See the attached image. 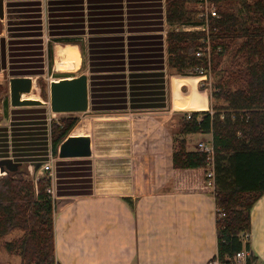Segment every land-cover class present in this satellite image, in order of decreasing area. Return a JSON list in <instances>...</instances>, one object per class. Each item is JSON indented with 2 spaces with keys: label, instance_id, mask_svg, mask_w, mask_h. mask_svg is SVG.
<instances>
[{
  "label": "crops",
  "instance_id": "crops-1",
  "mask_svg": "<svg viewBox=\"0 0 264 264\" xmlns=\"http://www.w3.org/2000/svg\"><path fill=\"white\" fill-rule=\"evenodd\" d=\"M90 1L46 0L45 26L40 0H3L0 83L8 82L9 97L1 108L0 159L12 158L30 170L34 167L35 179L48 173L41 166L52 161L55 254L61 264H207L218 250L217 204L205 188L204 169L173 166L174 134L169 129L181 113L176 109L186 108L174 105L183 88L190 87L189 81L196 88L202 77L172 74L168 78L164 0H92V10ZM101 5L107 7L101 11ZM101 15L105 19L99 20ZM123 17L127 20L121 21ZM100 22L113 31L93 32ZM157 34L162 35L161 54L151 50L158 43L150 37L145 38L150 50L141 44L140 52L132 54L127 37ZM85 35L90 108L78 121L84 123L83 131L71 134L88 135L91 154L61 157L52 153L55 113L50 104L42 100L43 104L13 106L10 79L30 76L34 83L45 73L46 55L57 60V66L58 45L77 51L79 63L74 68H80L77 39ZM105 35L125 37L124 70L93 69L102 62L101 58L95 65L92 61L90 37ZM142 52L150 53L141 59ZM133 60H142L139 69H131ZM66 77L74 76L54 80ZM131 77L137 79L133 92ZM199 91L200 95L192 96L195 104L202 105L197 109L210 110L208 92ZM191 135L184 137L188 150L197 145L191 144ZM250 243L257 263L264 264V194L251 210Z\"/></svg>",
  "mask_w": 264,
  "mask_h": 264
},
{
  "label": "trees",
  "instance_id": "trees-1",
  "mask_svg": "<svg viewBox=\"0 0 264 264\" xmlns=\"http://www.w3.org/2000/svg\"><path fill=\"white\" fill-rule=\"evenodd\" d=\"M215 1L219 17L210 18L209 24L211 76L216 77L212 98L223 100L226 106L217 108L212 104V112L192 111L190 118L187 113L182 115L174 133L173 166L204 169L206 173V154L199 149L188 150L184 137L197 132L212 135L215 149L214 197L218 208V250L213 258L231 263L237 252L247 249L250 251L248 264H258L251 249L250 232L251 210L264 194V0ZM197 2L199 0H165L167 23L179 26L200 24L202 21L193 20L195 9L190 7ZM88 5L91 10L94 8L92 0ZM106 7L99 6L100 10ZM139 9L135 10L139 12ZM101 19L105 18L101 15ZM120 19L127 20L126 17ZM94 30L98 33L113 31L111 26L102 22L98 26L95 24ZM204 36L203 31L168 30V67L177 73L188 74L191 71L192 75H199L196 68L208 64L207 57L196 56ZM149 37L156 38L158 43L151 50L161 54L163 42L160 34L127 37L132 54L140 52L141 44L150 50L145 41ZM124 39L122 35L90 37L92 61L95 65L101 58L102 62L101 67L93 66V69L124 70L125 63L121 59ZM149 53L142 52L141 59H146ZM227 58L229 62L222 68ZM142 64V60H133L130 67L136 70ZM130 81L133 92L137 79L131 77ZM3 92L4 87L0 84V100ZM2 119L0 110V122ZM78 121V117H73L52 122L54 155ZM27 175V166L21 165L16 171H8L0 177V250L20 255L22 264H61L55 254V203L48 192L51 179L48 173L37 180ZM125 199L131 202V198ZM220 212L225 215L219 216ZM14 231L19 232L17 236L5 240Z\"/></svg>",
  "mask_w": 264,
  "mask_h": 264
},
{
  "label": "rangeland",
  "instance_id": "rangeland-1",
  "mask_svg": "<svg viewBox=\"0 0 264 264\" xmlns=\"http://www.w3.org/2000/svg\"><path fill=\"white\" fill-rule=\"evenodd\" d=\"M40 3L42 4V6H40V9L42 10L41 14L43 16V21H44V24L45 26L48 24V10H47V4H46V0H40ZM160 4H162V2L160 1L159 2ZM164 7H165V0H164ZM190 7L191 8H194L195 11H194V15H192L193 17V20H199V17H198V11L200 10V2H197L196 4H190ZM197 11V13H196ZM165 13H166V7H165ZM196 13V15H195ZM168 24V23H167ZM196 25H193V24H188V25H167V28L168 30H180V29H183V30H186V28L188 27H194L192 28L191 30H187V31H199V30H196L195 28ZM46 28V27H45ZM2 29V21L0 19V31ZM168 33V31H167ZM45 43L47 45V41L50 39L49 38V35L47 34V32L45 33ZM87 35L83 36V37H79L77 39V41L80 43V46H81V49H79L80 51V55H81V64H80V68L78 69H75V68H68V69H60V67L62 65H68V64H74L75 67L78 65L79 63V58H78V53L75 49H72L71 46H63V45H58L57 46V57L59 59L58 63H57V66H56V62L52 61L51 58L49 59L48 56L46 55L45 57V65H46V68H45V73L43 75H40V76H37L35 77V80H34V83H33V89L32 91L28 94L30 97L32 98H37V99H40V100H45L47 101L49 104H50V82L54 79H57L59 77H63V76H78L82 73H85L87 75L90 74V71H89V59H88V53H87ZM75 40V39H74ZM73 40V41H74ZM49 42V41H48ZM83 47V49H82ZM83 50V51H82ZM229 62V58H227L222 66V68H224ZM67 70V71H66ZM167 72H168V78H170V76L172 74H175L180 77L182 76H185V77H188V78H193L197 77V75H192V72L191 71H188V74H181V73H177L176 71L174 70H171L169 67H168V51H167ZM191 76V77H190ZM177 77H174V78H177ZM184 80H181V81H185L186 78H183ZM216 77L215 76H212L209 80H204V79H200L198 80L197 82V91L194 90L196 89L195 88V85H194V82L193 81H189V85L190 87L188 88L187 86H185L183 88V91L181 92V96L179 101L175 102L174 105H179L180 106L182 105H186V108L184 109H176L177 111H181V113H178V115L176 116V125H172L171 124V128L170 131L171 133H175L176 132V128H178L177 126L179 125V121H180V118L182 117V115L184 113H188L189 111L192 112V111H195V110H198V111H202V109H197V107H201L202 105H197L194 103V99L192 98L195 97L196 95H200V91H207L208 92V95H209V98L211 100V104L215 105L217 108H220V107H224L226 106V104L223 102V100H220V99H216V98H212V95L215 93V88H214V81H215ZM195 82V84H196ZM1 85H3L4 87V91L3 94H2V97H1V100H0V110L5 102V99H7L9 97V94H8V89H9V86H8V82L6 81V83H0ZM181 84V82H180ZM179 84V81L177 82V86H178V90L180 88V85ZM199 89V90H198ZM177 93V92H176ZM200 103V102H199ZM196 109H195V107ZM205 111V110H204ZM207 111V110H206ZM208 111H213V107L208 110ZM222 111V110H221ZM83 113V112H82ZM82 113H55V118L53 121H60L61 119H72L73 117H78L79 120H81L84 116V114ZM222 113V112H221ZM81 116V118H80ZM172 116H170L169 119H173V117L171 118ZM52 121V122H53ZM170 121V120H169ZM174 120L171 121V123H173ZM83 127L84 128V123L83 122H80L78 123V125H76L73 130L71 131V133H75V132H82L83 131ZM176 129V130H175ZM175 130V131H174ZM205 135H202L200 134L199 132L197 133H192V135L190 136V142L191 144H195V143H198V141H203V140H210L212 135L210 133H204ZM197 146V145H196ZM197 149V148H195ZM34 167H32L33 169ZM27 169H28V166H27ZM32 169H28L29 171V176L27 175L28 178H32L33 177V172H32ZM1 177V176H0ZM33 179V178H32ZM38 179V178H37ZM35 179V180H37ZM204 184H205V188L210 190L213 194H215V191H216V182L215 183H210L208 181V179L206 178L205 176V179H204ZM19 232L18 231H14L12 232L11 234L7 235L5 237V240H11L13 237L17 236ZM0 264H22V257L20 255H16V254H10L8 253L7 251L1 249L0 250Z\"/></svg>",
  "mask_w": 264,
  "mask_h": 264
},
{
  "label": "water",
  "instance_id": "water-1",
  "mask_svg": "<svg viewBox=\"0 0 264 264\" xmlns=\"http://www.w3.org/2000/svg\"><path fill=\"white\" fill-rule=\"evenodd\" d=\"M3 17V0H0V18ZM32 89V77H11V104L13 106L43 104V101L37 98H23V94H29ZM50 106L54 113H84L88 111L90 108L88 75L82 73L71 78L66 77L51 81ZM58 154L61 157L88 156L91 154V138L88 135L70 134L60 144ZM21 164V162H16L12 158L0 159V169L2 171H16Z\"/></svg>",
  "mask_w": 264,
  "mask_h": 264
},
{
  "label": "built area",
  "instance_id": "built-area-1",
  "mask_svg": "<svg viewBox=\"0 0 264 264\" xmlns=\"http://www.w3.org/2000/svg\"><path fill=\"white\" fill-rule=\"evenodd\" d=\"M200 2V10L198 11L199 20L202 21L200 24L196 25V30L205 32V36L202 38V46L196 52V56L199 57H207L208 64L206 66L197 67L196 70L199 72V77L202 79L209 80L211 76V62H210V54H211V45H210V33H209V24L210 18L219 17L217 5L215 0H199ZM194 28V27H192ZM191 27L186 28V30H191ZM264 107V104H263ZM191 112L187 113L188 118L191 117ZM201 118V116L199 117ZM197 149L204 152L207 157V170H206V178L210 183H215V149L213 145L212 137L210 140L199 141L196 146ZM42 169L48 172V175L52 180L55 178V172L52 161H48L42 164ZM8 171H2L0 169V176H4ZM48 192L50 193L51 198L55 197L53 186L50 185L48 188ZM218 209V208H217ZM224 212H220L219 216H224ZM250 255V251L247 249L241 250L236 253L233 257L231 263H222L218 258H211L207 264H248V257Z\"/></svg>",
  "mask_w": 264,
  "mask_h": 264
},
{
  "label": "bare ground",
  "instance_id": "bare-ground-1",
  "mask_svg": "<svg viewBox=\"0 0 264 264\" xmlns=\"http://www.w3.org/2000/svg\"><path fill=\"white\" fill-rule=\"evenodd\" d=\"M74 64H68V65H62L60 69H68V68H74ZM23 98H32L28 94H23Z\"/></svg>",
  "mask_w": 264,
  "mask_h": 264
}]
</instances>
